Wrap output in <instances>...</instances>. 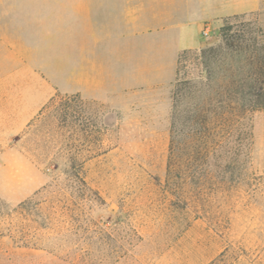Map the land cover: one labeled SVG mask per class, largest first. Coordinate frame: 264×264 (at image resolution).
Wrapping results in <instances>:
<instances>
[{
    "label": "rangeland",
    "instance_id": "374dc122",
    "mask_svg": "<svg viewBox=\"0 0 264 264\" xmlns=\"http://www.w3.org/2000/svg\"><path fill=\"white\" fill-rule=\"evenodd\" d=\"M44 1L70 34L73 3H92L103 43L86 53L104 66V0ZM226 21L264 43L263 10L201 44ZM148 114L58 96L23 134H0V264H264V110L229 129L187 125L173 143L172 110L168 124Z\"/></svg>",
    "mask_w": 264,
    "mask_h": 264
},
{
    "label": "crops",
    "instance_id": "0c3cea01",
    "mask_svg": "<svg viewBox=\"0 0 264 264\" xmlns=\"http://www.w3.org/2000/svg\"><path fill=\"white\" fill-rule=\"evenodd\" d=\"M46 5L0 0L2 135L23 134L58 96L104 101L116 111L147 112L140 117L168 124L180 53L199 48L205 28L264 10V0H104L103 66L86 53L88 45L103 43L92 3H73L71 34ZM77 27L87 37L80 65Z\"/></svg>",
    "mask_w": 264,
    "mask_h": 264
},
{
    "label": "trees",
    "instance_id": "16d2710c",
    "mask_svg": "<svg viewBox=\"0 0 264 264\" xmlns=\"http://www.w3.org/2000/svg\"><path fill=\"white\" fill-rule=\"evenodd\" d=\"M226 22L217 44L202 43L179 55L173 90L172 143L187 125L193 134L229 129L264 110L263 30L256 25L242 23L236 27ZM192 63L198 70L194 79L188 70Z\"/></svg>",
    "mask_w": 264,
    "mask_h": 264
},
{
    "label": "built area",
    "instance_id": "2783aa9c",
    "mask_svg": "<svg viewBox=\"0 0 264 264\" xmlns=\"http://www.w3.org/2000/svg\"><path fill=\"white\" fill-rule=\"evenodd\" d=\"M211 29L210 28H205L204 30H203V32H202V35H203V37H205V38H210L211 37Z\"/></svg>",
    "mask_w": 264,
    "mask_h": 264
}]
</instances>
